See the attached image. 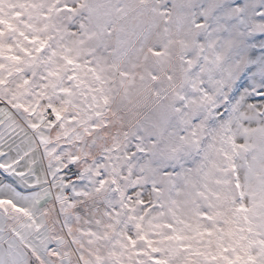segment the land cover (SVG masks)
Here are the masks:
<instances>
[{
    "label": "snow or ice",
    "instance_id": "6c2138e0",
    "mask_svg": "<svg viewBox=\"0 0 264 264\" xmlns=\"http://www.w3.org/2000/svg\"><path fill=\"white\" fill-rule=\"evenodd\" d=\"M0 264H264V0H0Z\"/></svg>",
    "mask_w": 264,
    "mask_h": 264
}]
</instances>
